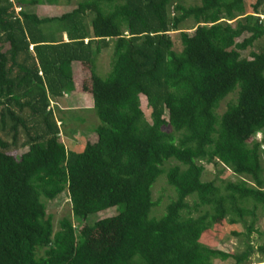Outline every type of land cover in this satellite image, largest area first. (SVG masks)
Wrapping results in <instances>:
<instances>
[{
    "label": "trees",
    "instance_id": "obj_1",
    "mask_svg": "<svg viewBox=\"0 0 264 264\" xmlns=\"http://www.w3.org/2000/svg\"><path fill=\"white\" fill-rule=\"evenodd\" d=\"M262 1L246 12L244 0H86L38 17L0 0V264H132L141 252L153 264H247L253 254L264 261V242H245L239 254L200 242L223 221L248 218V237L257 211L264 219V49L240 56L264 39ZM188 20L191 33L180 31ZM109 45L107 77L89 71L100 125L91 143L67 151L49 98L72 93L71 64L88 65ZM17 148L25 151L15 160ZM203 164L237 181L202 182ZM163 173L174 197L154 218L150 188ZM63 192L79 226L62 218L53 232L40 198ZM112 207L116 215L80 225Z\"/></svg>",
    "mask_w": 264,
    "mask_h": 264
},
{
    "label": "rangeland",
    "instance_id": "obj_2",
    "mask_svg": "<svg viewBox=\"0 0 264 264\" xmlns=\"http://www.w3.org/2000/svg\"><path fill=\"white\" fill-rule=\"evenodd\" d=\"M16 4H21L22 9L27 14H34L38 17L45 16H57L64 12L71 10L76 4L84 2L86 0H12ZM184 4L192 5L193 0H174ZM256 0H244L246 12H251V6ZM30 2H34L33 5ZM260 13L264 15V0L259 7ZM170 12V8H168ZM262 18H264L262 16ZM83 21L87 24V19L83 18ZM42 26L44 31L51 26ZM88 27V24H87ZM194 24L192 21H186L179 27L180 31L191 33ZM54 38L56 41H65L63 32L55 30ZM172 40L174 42V50L179 49L176 41L177 34L173 33ZM259 49H264V39L256 42L251 48L240 53L241 57H248L249 52H256ZM112 58V47L109 45L106 49H101L99 53L94 55L88 65H81L77 62L71 64V73L74 83V90L72 93L64 94L61 98H49V108L53 113L56 125L59 129V140L64 145L67 151L77 152L81 146L88 142L91 143L94 140V131L100 125L98 118L92 108V102L89 92V71L93 70L95 75L101 79H105L110 71V62ZM237 91V89H236ZM236 93L233 92L226 96L218 104L215 113L217 115L222 114L227 105L234 101ZM140 110L142 112L144 120L149 122V108L143 97L139 98ZM163 131L170 132L169 127H164ZM261 137V135H260ZM259 138V137H258ZM25 151V149L17 148L12 149L9 152L15 160L19 159V156ZM172 163L168 162L163 164L162 169L166 170ZM200 180L202 182L213 181L215 185H223L224 182H235L237 177L232 175L227 169L221 166H212L203 164V172ZM152 201L155 206L150 210V217L159 218L165 212L167 203L173 199V189L168 187L165 183V174H161L157 177L156 181L150 188ZM191 199H189L190 202ZM40 202L44 204L46 214L50 215L52 223V231L57 230V223L62 218H68L71 220L73 227L76 229L79 223L71 216L70 206L65 192L58 195L55 199L48 201L40 198ZM205 208L200 209V213ZM118 207H112L100 211L96 214L89 216L82 224L91 225L94 222L116 215ZM257 220L252 226L253 231L248 237H246V226L249 222L248 218H245L246 224L236 223L228 224L227 221H223L220 224L214 225L210 230L204 232L200 236V242L211 248H218L223 251H227L234 254L241 253L245 248V242L254 249L256 246L264 242V219L258 216ZM258 256L253 254L249 261H257ZM156 257L147 253L141 252L136 254L130 259L132 264H153ZM212 264H234L232 259L225 261L213 260Z\"/></svg>",
    "mask_w": 264,
    "mask_h": 264
},
{
    "label": "built area",
    "instance_id": "obj_3",
    "mask_svg": "<svg viewBox=\"0 0 264 264\" xmlns=\"http://www.w3.org/2000/svg\"><path fill=\"white\" fill-rule=\"evenodd\" d=\"M18 11H19V9L18 8H15V12H18ZM260 18H262V17L260 16ZM29 49H31V47H29ZM254 139L258 143H260V140H261L260 134L256 133L255 136H254ZM260 149L263 150V146L262 145H260ZM247 264H264V261L263 260L251 261V262H249Z\"/></svg>",
    "mask_w": 264,
    "mask_h": 264
}]
</instances>
